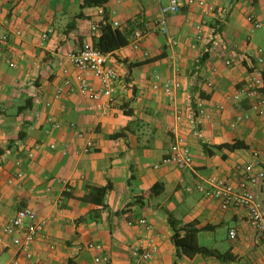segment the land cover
Wrapping results in <instances>:
<instances>
[{
    "label": "crops",
    "instance_id": "obj_1",
    "mask_svg": "<svg viewBox=\"0 0 264 264\" xmlns=\"http://www.w3.org/2000/svg\"><path fill=\"white\" fill-rule=\"evenodd\" d=\"M82 1L0 0V34L10 36L0 48V263L24 261L2 227L19 208L29 206L44 222L32 245L37 264H138L132 251L147 242L136 222L140 217L152 224L148 236L158 245L147 264H174L169 214L182 223L206 225L198 241L202 232L215 235L227 227L230 247L221 251L217 238L207 247L235 257L222 262L182 255L179 264H264V241L250 225L247 210L223 209L195 188L198 183L208 187L214 176L238 184L236 166L253 161L251 150L264 143V116L251 110L249 99L229 98L253 66L264 76V61H257L264 30L247 19L252 14L264 21V0H208L214 5L209 14L181 0L180 10L167 18L174 44L152 28L167 0H107L81 9ZM202 20L203 39L198 41ZM114 21L128 39L146 23L150 30L138 48L128 42L108 53V63L119 72L112 97L90 99L74 90L56 98L57 85L77 73L69 53L101 33L93 36L90 23L114 27ZM167 80L180 83L173 100L153 88ZM91 82L99 87L97 79ZM176 110L182 113L180 121ZM238 115L245 118L235 122ZM119 131L123 135L113 138ZM177 134L192 150V166L186 169L161 163ZM90 140L93 146L85 150ZM235 140L247 147L208 154L203 146ZM109 184L104 205L82 200L90 187ZM188 186L193 190L187 191ZM254 191L264 206V180ZM90 242L102 249L89 248ZM98 255L108 261H95Z\"/></svg>",
    "mask_w": 264,
    "mask_h": 264
},
{
    "label": "built area",
    "instance_id": "obj_2",
    "mask_svg": "<svg viewBox=\"0 0 264 264\" xmlns=\"http://www.w3.org/2000/svg\"><path fill=\"white\" fill-rule=\"evenodd\" d=\"M22 2L24 0H17ZM188 4H196L204 8V14H209L214 11V5L208 0H187ZM182 5L181 0H167L166 4H161L158 15L155 17L152 28L159 32L168 35L170 43L174 44L177 41L170 35L167 18L171 14H175L180 10ZM102 13L103 10L100 9ZM2 16V9L0 6V17ZM6 23L8 20L2 18ZM247 19L252 23L254 28L264 30V21H261L250 14ZM205 20H202L197 25L196 40L203 39V26ZM91 32L93 36H97L100 30V25L91 22ZM119 22L114 21V27H118ZM150 30L149 24L139 26L134 29L128 42L134 47L138 48L142 39ZM52 30L44 32L42 38L46 39ZM20 34V31H17ZM10 36L7 32L0 34V48L3 47L9 40ZM69 58L72 64L77 68V73L73 76L67 75L61 84L57 85L55 90V97L59 98L64 93L77 90L82 96L96 99L102 96L110 99L115 92L116 82L118 80L119 72L116 67L108 63V53L102 52L99 48L95 47L93 42H85L77 49L69 53ZM257 61L262 63L264 61V50L257 49ZM225 64L230 65L231 60L226 59ZM13 66L14 62L10 61ZM97 79L99 87L96 88L91 78ZM208 85L211 86L212 82L209 81ZM180 87L177 81L167 80L160 85L158 82L153 84V88H161L162 91L171 99H174L175 91ZM264 76L262 71L253 66L248 74L247 79L243 85L232 93L229 98L238 100L246 98L250 100V108L257 115L264 116ZM175 117L177 121L181 120L182 113L176 110ZM245 115H238L236 121H242ZM235 123H233L234 125ZM55 127H59L60 123L53 121ZM53 146V145H52ZM93 146L90 140L87 142L85 150ZM33 152H29L32 157ZM253 161L240 163L236 166L241 180L238 184H234L223 177H211L207 182V187L204 183H198L195 188L204 193L208 198H214L219 201L223 209L229 207H240L247 210L248 221L250 225L257 231L259 237L264 241V206L254 191L262 180H264V143L254 147L251 150ZM193 155L192 150L188 146L186 139L177 134L165 156L162 158L161 163L173 165L179 169H186L192 166ZM18 176H22L19 172ZM187 191H192L193 187L188 186ZM137 224L146 232L147 242H143L134 248L132 251L133 256L137 259L138 264H147L158 250V245L153 239H150L148 233L152 230V224L146 217H140ZM133 224V221H129ZM44 222L37 220L36 212L29 206L21 207L17 210L16 214L2 227L5 234L10 236L11 241L19 247V251L24 258L20 261L19 258L14 259L9 264H37L33 259L32 245L36 237L43 230ZM230 237H236V231L230 230ZM88 247L97 251L102 249L99 243L90 242ZM95 261H108L106 256H96ZM1 264V263H0Z\"/></svg>",
    "mask_w": 264,
    "mask_h": 264
},
{
    "label": "trees",
    "instance_id": "obj_3",
    "mask_svg": "<svg viewBox=\"0 0 264 264\" xmlns=\"http://www.w3.org/2000/svg\"><path fill=\"white\" fill-rule=\"evenodd\" d=\"M107 2V0H83L80 8L87 6H102ZM82 16V13H79ZM101 33L99 36L93 39V44L95 47L99 48L104 53H111L115 49L124 46L128 43V34L118 27H112L107 22H102L100 24ZM139 63H132L131 65H138ZM264 90V89H263ZM202 95V93H201ZM25 108V106H24ZM123 135V131L116 132L112 134L113 138ZM208 154H212L214 149L227 148L229 150H235L238 148H246L247 145L241 140H235L231 143L226 142L222 144L203 145ZM110 184L103 187L92 186L90 190L82 197V200L89 201L94 204L104 205V198ZM159 184H155L151 191L155 192ZM168 221L173 228L174 232L172 234V241L177 250V259H175L174 264H179L178 257L184 255L189 258H193L197 254H201L204 257H213L222 262H230L235 260L234 255L230 251L221 252L214 248H209L205 245H201L198 241V233L201 230L207 228L206 225L198 226L197 221H191L187 223H182L173 215H168Z\"/></svg>",
    "mask_w": 264,
    "mask_h": 264
},
{
    "label": "rangeland",
    "instance_id": "obj_4",
    "mask_svg": "<svg viewBox=\"0 0 264 264\" xmlns=\"http://www.w3.org/2000/svg\"><path fill=\"white\" fill-rule=\"evenodd\" d=\"M215 232V235L211 233H200L199 243L205 246H213L215 244V238H217V244L219 245V249L221 251L227 250L231 244V240H229L227 237V227L218 228Z\"/></svg>",
    "mask_w": 264,
    "mask_h": 264
}]
</instances>
